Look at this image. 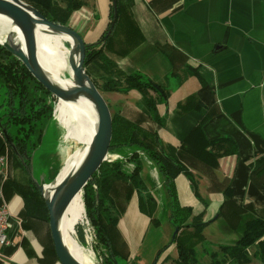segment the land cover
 Returning a JSON list of instances; mask_svg holds the SVG:
<instances>
[{
    "label": "crops",
    "instance_id": "1",
    "mask_svg": "<svg viewBox=\"0 0 264 264\" xmlns=\"http://www.w3.org/2000/svg\"><path fill=\"white\" fill-rule=\"evenodd\" d=\"M77 2L69 26L86 44L112 36L104 56L116 67L108 78L141 75L167 94L150 91L157 103L152 114L138 90L122 86L109 92L119 120L157 132L174 149L183 167L174 181L178 203L193 210L189 222L206 224L195 244L200 263L263 264L258 245L248 248L249 260L242 263L224 248L236 246L249 220L264 219V0H117L121 17L110 34L112 0ZM141 154L148 192L125 180L115 183L109 202L118 219L117 228H110L113 249L125 264H177L166 182ZM1 156L6 167L0 205H8L11 224L0 264H61L48 209L39 203L27 208L15 186H34L36 180L11 159L0 127ZM149 198L155 201L153 217L141 210Z\"/></svg>",
    "mask_w": 264,
    "mask_h": 264
},
{
    "label": "trees",
    "instance_id": "2",
    "mask_svg": "<svg viewBox=\"0 0 264 264\" xmlns=\"http://www.w3.org/2000/svg\"><path fill=\"white\" fill-rule=\"evenodd\" d=\"M36 7L49 20L64 25L70 24L72 12L80 6V2H75L68 9L57 8L54 0H25ZM117 22L121 17V9L117 8ZM115 19L114 5L112 8V22L108 28L107 34L113 28ZM108 39H100L95 44H87V58L85 66L89 72V66L96 58L104 55L103 46ZM104 60V56L102 57ZM107 62L110 63L109 59ZM130 88L138 90L145 98L149 110L154 114L157 110L155 99L150 96V91L163 92V97L167 98L165 90L155 82L144 79L141 75H132L129 77ZM96 84V83H95ZM98 87V86H97ZM0 89H4V98L0 103V127L6 133V147L11 159H17L22 165H28L31 160L32 151L40 144L43 137V130L49 121L54 120V110H58L57 99L40 84L29 72V70L14 57L5 47L0 45ZM117 90L114 89L113 91ZM157 118V117H156ZM155 118V119H156ZM158 122V119H156ZM114 122L115 138L112 142L111 151L114 148L122 147L123 151H117L121 158L111 164L104 163L100 171L96 173L84 190V198L87 214L91 222L96 226L99 240L104 250L102 264H123L117 259L116 252L113 249V242L110 236V228H117L118 219L114 216L109 202H114L112 192L115 183L119 180H131L133 185L140 186L144 184L141 173V161L139 162L140 152H146L150 159L159 168V171L165 179V187L168 189L171 200V219L179 229L175 235L174 242L179 250V262L177 264H201L197 256L196 241L203 239V229L206 224L194 219L189 222L193 210L188 207H181L176 203V192L174 181L183 171L174 156L172 147H165L159 140L158 133L155 131H146L139 125L127 121ZM160 122V120H159ZM17 127V131L12 128ZM121 141H116V139ZM14 143V147L9 143ZM108 159H110L108 157ZM120 159H125L121 161ZM113 160V159H112ZM111 160V161H112ZM27 161L26 163H24ZM135 162L132 169H127V163ZM29 169V168H28ZM34 181V180H33ZM97 186V190L94 188ZM15 186L27 200V208L31 203H39L47 209L44 198L37 185H21L15 183ZM230 196V195H229ZM154 203L153 198H149L148 203ZM141 210L153 217L155 212L152 209L146 210L144 202H141ZM194 229L193 233H189ZM258 245V255L264 264V219L256 217L246 223L244 233L238 243L233 248H224L231 253L234 261L238 263L247 262L248 248Z\"/></svg>",
    "mask_w": 264,
    "mask_h": 264
},
{
    "label": "water",
    "instance_id": "3",
    "mask_svg": "<svg viewBox=\"0 0 264 264\" xmlns=\"http://www.w3.org/2000/svg\"><path fill=\"white\" fill-rule=\"evenodd\" d=\"M113 5L115 22L117 18V0H113ZM0 15L10 18L14 25L19 28L20 34L23 37V40H21L19 34L14 32L9 33L7 40L4 43H0V45L21 61L32 76L53 97L58 101H75L80 97H86L93 102L96 108L98 115L97 130L79 166L72 170L59 183H56V179L48 183L44 177L39 182L35 181L49 211L50 227L59 261L61 264H83L67 246L62 229V221L66 208L78 194L84 193L85 188L94 175L109 160L108 156L113 140V116L111 109L107 100L87 72L85 66L87 44L77 31L69 25L49 20L36 7L24 0H0ZM38 30L63 34L70 39L68 44L71 47L72 86L64 87L53 81L43 69L38 58ZM5 135L9 141L7 133ZM9 143L14 147V143ZM178 232L179 229L177 228L175 235Z\"/></svg>",
    "mask_w": 264,
    "mask_h": 264
},
{
    "label": "bare ground",
    "instance_id": "4",
    "mask_svg": "<svg viewBox=\"0 0 264 264\" xmlns=\"http://www.w3.org/2000/svg\"><path fill=\"white\" fill-rule=\"evenodd\" d=\"M0 30H2L0 33V43H4L9 33L12 32L19 34V38L23 40L19 28L14 25L10 18L3 15H0ZM39 33V35L37 34V44L41 50H38V58L43 69L53 81L64 87L72 86L71 49L61 46V37L67 41L70 39L63 34L46 32L45 30H40ZM52 40L55 41V44L52 43ZM60 51L65 53V55ZM59 107L64 111L63 117L59 121V129L64 132V136L62 137L63 140L61 138L62 141L58 142V151L60 152L63 142L66 144L76 143L81 147H78L74 152L66 156L64 166L56 178V183L62 181L82 162L96 133L98 123L96 108L93 102L86 97H80L75 101L60 100ZM81 221L88 225L89 220L87 218L84 193L78 194L66 208L62 221V229L67 246L74 256L83 264H95V253L89 248L88 250L83 247L73 238L76 236V225ZM91 257H94V259H91Z\"/></svg>",
    "mask_w": 264,
    "mask_h": 264
},
{
    "label": "rangeland",
    "instance_id": "5",
    "mask_svg": "<svg viewBox=\"0 0 264 264\" xmlns=\"http://www.w3.org/2000/svg\"><path fill=\"white\" fill-rule=\"evenodd\" d=\"M54 1H55L57 8H59V9H68L69 6H72L75 2H77V0H54ZM112 8H113V6H112ZM111 22H112V20H111ZM111 22H110V24H111ZM1 32H2V30H0V33ZM37 34L39 35L40 33L38 32ZM79 34L81 35V33H79ZM102 38H104L106 40L107 36L104 35V36H102ZM111 38H112V36H110V39ZM43 42H45V41H43ZM97 42H99V40ZM52 43L55 44V41H53ZM61 46L62 47L63 46L69 47L71 49L70 45L68 44V41L63 37H61ZM108 47H109V42L106 41L105 45L103 46V52L104 53L107 52ZM38 50H41V48L38 47ZM60 52L65 55V53H63L62 51H60ZM103 56L104 55H102V57ZM102 57L96 58L95 60H93L88 69H89L91 78L96 83V85L98 86L99 90L101 91V93L103 94V96L105 97L107 102H109L108 104H109V107L111 109L113 121L116 120V122H118V124H119V121H121V120H119V118H118V116H119L117 113L118 108H117V105H115V101L113 100L114 99L113 94H110L109 92L111 90H114V89H116L118 87H122V86L123 87L126 86V88H127L131 84H130V81H116V80H111L112 79L111 77L108 78V75L111 74V72L112 73L115 72L116 66L113 65L112 60H109L110 63L107 62V59H108L107 56H104V60H102ZM109 70H111V71H109ZM1 90L3 92V98H4V93H5L4 89H1ZM56 104H57L58 110H56V112L54 110L53 118H55V116H57V117L55 118L54 122H53V120H51L44 127L42 140H41L40 144H38L36 149H34L32 151L31 159H29V160H31L30 163L27 166L22 165L24 168H26L33 175V178H35V180L38 182L40 181V179L42 177H44L48 183L53 182L57 178L61 169L63 168L64 163H65L64 160H65L66 156L68 154L74 152L78 147H81L76 143L66 144L65 142H63L60 152L58 151V146H59L58 142H61L63 140L62 137L64 136V132L59 129L60 128L59 121L62 119L64 111H63V109L61 110V108L59 107V101L58 100H57ZM148 108H149V106H148ZM52 123H53V125H52ZM14 129L17 131V127L12 128L13 131H14ZM61 138H62V140H61ZM114 138H115V132H114V122H113V140H114ZM113 140H112V142H113ZM116 141H121V140L118 139V137H117ZM63 145H64V148H63ZM117 151L122 152L123 148L122 147L114 148L110 154L112 155V157L114 155H116V156L114 158H112L111 156H108L110 159L107 161V164H111L112 162H115V161H117V159L121 158V155L117 156ZM141 153L145 154L148 158H150L146 152L141 151ZM141 153L139 155V159H141V160H139V162L141 161L140 162L141 166H142L141 171H143V164H142L143 158H142ZM120 160L124 161L125 159H120ZM26 162L27 161H25L24 163H26ZM130 166L133 169L135 166V162L130 163ZM125 181L129 182L132 185V187L135 186L138 190L148 192V188H147V186H145V184L140 185V186H136V185H133L131 180H125ZM94 188L97 190L96 185H94ZM144 194H145V197H147L145 192H144ZM176 197H177V194H176ZM176 203H178V198H176ZM144 205H145V209L149 210V211L152 209L153 206H155L154 203H152V202L148 203L147 200L144 202ZM87 218L89 220L88 225L83 223L82 221L76 225V236L73 238L75 240H77L86 249L89 248L90 250H92L95 253V257H96L95 264H98V263L101 264L103 261V255L105 252L102 249V244L99 240V235H98V231H97L96 226L91 222L88 214H87ZM173 223H174V221H173ZM173 225L176 228V225L175 224H173ZM192 231L194 232V229H190L189 233H193ZM92 258L94 259V257H91V259ZM118 260H119V262H122L123 264H125L120 259H118Z\"/></svg>",
    "mask_w": 264,
    "mask_h": 264
},
{
    "label": "built area",
    "instance_id": "6",
    "mask_svg": "<svg viewBox=\"0 0 264 264\" xmlns=\"http://www.w3.org/2000/svg\"><path fill=\"white\" fill-rule=\"evenodd\" d=\"M6 167V158L0 157V173L4 171ZM10 210L7 204L0 205V249L6 245H9V239L7 232L10 228Z\"/></svg>",
    "mask_w": 264,
    "mask_h": 264
}]
</instances>
